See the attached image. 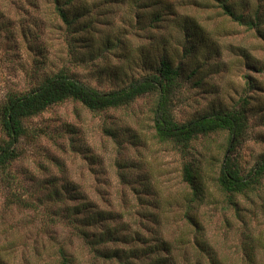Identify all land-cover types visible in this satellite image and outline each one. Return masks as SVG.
Instances as JSON below:
<instances>
[{"label": "rangeland", "instance_id": "1", "mask_svg": "<svg viewBox=\"0 0 264 264\" xmlns=\"http://www.w3.org/2000/svg\"><path fill=\"white\" fill-rule=\"evenodd\" d=\"M77 2L87 17L67 27L53 0H0V107L60 73L99 92L120 89L158 73L165 59L179 72L175 121L241 112L240 173L264 159V24H241L214 0ZM239 2L232 8L246 22L257 10L264 15V0ZM155 102L149 93L93 112L67 99L24 121L19 157L0 171L4 264H214L210 251L215 264H264V176L243 194L223 190L213 178L228 133L198 138L183 155L155 139ZM5 139L0 127V144ZM194 159L204 191L192 202L182 169ZM84 206L92 214H74ZM159 240L168 254L156 248ZM134 248L155 254L136 259ZM113 253L119 257H107Z\"/></svg>", "mask_w": 264, "mask_h": 264}, {"label": "trees", "instance_id": "2", "mask_svg": "<svg viewBox=\"0 0 264 264\" xmlns=\"http://www.w3.org/2000/svg\"><path fill=\"white\" fill-rule=\"evenodd\" d=\"M121 0H115V2ZM220 7L225 16L231 17L241 24L248 27L258 29L264 24L263 12L257 10L253 14V21H245L246 14H237L233 10L234 5L240 4L239 0H214ZM55 10L61 22L71 27L75 24L83 22V17H87V7L81 5L79 8L77 0H53ZM72 8V9H71ZM76 8L75 10H73ZM79 10V12H78ZM81 11V12H80ZM179 75L177 69H174L167 60L160 61L158 73L147 74L127 86L109 92H99L79 81L71 79L64 74H56L45 79L36 88L25 94L10 95L0 107V127L5 135V141L0 144V171H3L14 160L19 157L17 152V144L22 137H25L26 129L23 125L27 118L34 117L47 108L61 103L67 99L78 101L84 108L90 111H105L110 109H119L134 103L139 98L146 94L153 93L156 95L155 108L153 110L152 128L155 139L160 143H169L175 149H178L183 155L186 154V149L190 144L201 137H207L220 131H225L230 137L229 146L219 164L216 177L213 178L215 184L219 185L226 192L232 195L243 194L250 187L255 185L260 178L264 176V159L257 162L247 175H242L238 168V161L235 157V146L240 142L245 134L246 121L241 112H217L214 114L203 115L196 119L185 123H177L172 115V96L176 88L175 79ZM200 160L194 159L187 162L182 169V179L189 187L192 193L193 200H199L203 197V172L201 171ZM56 189V188H54ZM54 196H59V193L54 190ZM74 207V214H80L82 211L87 214H92L88 206ZM83 213V214H84ZM99 214V213H97ZM91 218V216L89 217ZM87 218V221L89 220ZM184 218L191 225L196 226L197 222L190 214H185ZM85 219V218H84ZM91 221V220H89ZM97 219H94V223ZM90 222V223H92ZM123 240V239H122ZM103 238L96 243H101ZM160 241V240H159ZM156 247L159 252H170L166 242L160 241ZM144 244V243H143ZM141 244V245H143ZM193 244L198 245L195 238ZM102 244H99V246ZM200 247L203 244L200 243ZM202 252L207 254V250L202 249ZM157 253V252H156ZM152 248H137L131 251V256L141 260L154 255ZM254 249L250 247L244 252V256L250 261L253 257ZM211 262L215 264V256L210 251ZM108 258L119 257L117 253L107 255ZM160 258H158L159 260ZM161 261V260H160ZM152 261L147 264H156ZM165 264L164 262H161ZM0 264H4L0 259ZM67 264V259L64 260ZM127 264V263H126ZM159 264V263H157ZM248 264V263H247Z\"/></svg>", "mask_w": 264, "mask_h": 264}]
</instances>
